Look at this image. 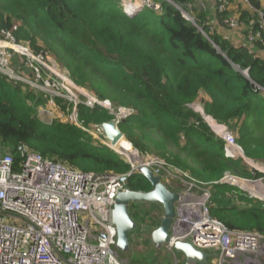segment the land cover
Wrapping results in <instances>:
<instances>
[{
	"label": "trees",
	"instance_id": "16d2710c",
	"mask_svg": "<svg viewBox=\"0 0 264 264\" xmlns=\"http://www.w3.org/2000/svg\"><path fill=\"white\" fill-rule=\"evenodd\" d=\"M146 2L128 16L120 0H0V39L3 31L8 32L34 55L52 57L77 87L111 104L112 112L78 104V119L85 128L108 122L115 112L127 109L132 112L130 119L120 122L119 128L143 157L153 156L150 141L157 138L164 147L175 149L163 154L165 160L198 181L212 184L228 172L248 179L264 177L225 157L224 140L191 108L199 101L206 116L235 133L246 157L264 160V59L248 48L235 47L202 16L193 15L200 0ZM215 13L219 23L228 20L226 12ZM257 29L254 26L250 32ZM256 46L264 50L261 42ZM34 91L0 74L1 148L7 146L18 160L16 149L25 145L86 173L129 169L119 155L92 141L82 128L68 122L42 123L35 116L40 101ZM60 101L64 104L55 99L59 107ZM128 187L151 189L140 174L130 178ZM235 192L230 186L213 184L211 215L230 230L264 237V205ZM128 210L136 228L139 221H147L146 228L151 225L154 230L160 224L158 219L148 223Z\"/></svg>",
	"mask_w": 264,
	"mask_h": 264
},
{
	"label": "built area",
	"instance_id": "2783aa9c",
	"mask_svg": "<svg viewBox=\"0 0 264 264\" xmlns=\"http://www.w3.org/2000/svg\"><path fill=\"white\" fill-rule=\"evenodd\" d=\"M212 1L218 13L226 12L230 5V0ZM122 2L125 9L131 8V14L139 8L130 1ZM258 12L261 14L257 32L248 30L246 37L251 45L261 42L264 47V12ZM231 20H225L224 24ZM236 25L235 21L231 27ZM2 34L0 74L24 82L10 67L9 46L37 68L27 81L33 88L49 91L51 86L58 85L67 93L75 88L70 78L54 73L62 82L58 83L49 71L42 69L40 74L37 65L45 66L42 60L47 57L34 55L26 46L15 43L10 33L3 31ZM243 47L251 50L245 44ZM45 72L49 75H42ZM95 103L110 107L109 102H99L92 97L86 106L93 107ZM72 105V117L76 118L78 104ZM130 114L129 110L127 115ZM123 115L120 111L115 114L116 123L124 120L126 115ZM94 129L103 135L100 126ZM222 138L225 156L234 158V150L239 147L235 138L228 132H224ZM16 150L18 160L0 147V264H144L130 263L120 256L112 219L117 196L128 188L130 178L139 174L140 168L149 169L165 183L171 179L179 187L167 249L173 251L177 242H186L197 250L209 252L215 264H258L264 237L256 232L230 230L210 213L212 185L221 184L222 178H230L227 173L218 182L204 183L163 158L143 157L137 151L131 152L130 147L128 151H116L129 165L126 172L93 174L73 170L25 145Z\"/></svg>",
	"mask_w": 264,
	"mask_h": 264
},
{
	"label": "rangeland",
	"instance_id": "374dc122",
	"mask_svg": "<svg viewBox=\"0 0 264 264\" xmlns=\"http://www.w3.org/2000/svg\"><path fill=\"white\" fill-rule=\"evenodd\" d=\"M130 1L131 4L135 3L136 5L144 7L147 5L146 3H142L143 0H125V2ZM231 2V0H230ZM229 2V3H230ZM150 6L151 3H150ZM230 6V5H229ZM158 6H155V9H157ZM124 9V8H123ZM262 12L264 10L261 9ZM256 13H259L258 10H256ZM185 14V13H184ZM261 14V13H259ZM186 15V14H185ZM237 22L235 18H232L229 24H226L227 27H224V30L226 32L234 33L232 31H236L239 29V23L237 22V25L234 27H231L234 22ZM225 25V24H224ZM241 28V27H240ZM242 44L247 45L250 49H252L251 43H249L248 38L245 37ZM8 51L10 53V67L11 69L18 75L19 77L23 78L24 82L21 83L33 88L30 86L27 81H30L32 79V76L34 74V69H37L35 65L27 60V58L23 57L18 51L13 50L11 47L8 46ZM43 61V65L40 63L37 65L38 72L41 74L42 69L45 71H49L53 75V79L55 81H58V83H62L59 78L55 76L54 73H57L60 77H68L66 71L62 69L54 60L52 57H47ZM42 75H49L48 72H45ZM20 81V80H17ZM74 84V83H73ZM75 88L69 89V92H65L61 87L58 85L51 86L49 91H42L38 88H33L35 91V100L40 101V104L36 106L35 108V116L44 124L50 125L53 122H62V123H72L75 126H80V122L78 119L77 113H74V116L76 118L72 117V110L70 109L71 104H85L89 103V99L91 95L85 90L80 87H77L74 84ZM59 94V95H57ZM62 99L64 101V104L60 101V107L56 104L55 99ZM66 103V104H65ZM92 105V104H91ZM64 106L65 108H63ZM95 106V105H94ZM90 108V106H87ZM103 108L108 109L110 112L113 111L112 106L110 104V107H108L106 104L102 105ZM191 108L194 109L197 113H199L204 120L208 123L213 133L220 139H223L222 136L224 132H228L233 135L235 138V133L232 130H229L227 127H223L221 125H218L214 121L211 122V118L209 119L208 116L205 115L203 112V109L201 107V103L199 101H196L191 105ZM118 113V112H115ZM113 120H117L114 114ZM211 122V123H210ZM214 123V126H212ZM94 125L90 126L87 131V137H90L92 141L97 143L98 145H104L107 147V145H110L109 142L106 140L103 135H101L97 129H94ZM94 129V130H93ZM219 131L216 133V131ZM123 140L126 141L129 146L131 147V152H139L136 150L132 144L127 141L123 135ZM236 143V142H235ZM111 147V145H110ZM113 152L116 153V151L120 149H114L110 148ZM150 147L154 151L153 156L162 157L166 159L163 154L169 155L171 153H175V149H173L171 146L164 147L163 144L155 138V140L150 141ZM4 151L7 150V146H4ZM236 150H233L236 152V156L234 158H231L238 162L240 166H244L249 172H256L260 175L264 176V160L256 157L248 158L244 154L242 148L237 147ZM254 151V150H253ZM140 153V152H139ZM231 178H222L221 181L223 185L230 186L234 188L236 191L235 194H242L244 197H247L251 200L258 201L261 205H264V177L258 178V179H248L246 177H242L241 175L234 173V172H228L227 173ZM239 178V179H238ZM176 180V179H175ZM165 183V182H164ZM166 186L175 192H179V187L176 185V182L168 179V183H165ZM242 186H241V185ZM246 185V186H245ZM256 188V189H255ZM236 204L239 206L241 205V201L237 200ZM131 214L138 215L139 219L141 217H145L148 219V223L152 222L155 219L160 220L163 216V209L161 205L156 204H150V203H136L131 204L130 206ZM135 224L137 226V222L135 221ZM147 221L140 222L138 227L132 232V235L130 236V242H129V250L124 253H119L122 258L127 260L128 262H132L133 260H141V261H152L153 264H182L184 263V257L183 256H177L174 252L170 251L166 248V245L163 246L159 250H154V247L152 243H150V233L153 226L150 225V228H146ZM154 229H152L153 231ZM260 253L259 258L257 259L258 264H264V239H262L260 243ZM137 263V262H135ZM144 263L145 262H141ZM211 264H215V262H212Z\"/></svg>",
	"mask_w": 264,
	"mask_h": 264
},
{
	"label": "water",
	"instance_id": "95a60500",
	"mask_svg": "<svg viewBox=\"0 0 264 264\" xmlns=\"http://www.w3.org/2000/svg\"><path fill=\"white\" fill-rule=\"evenodd\" d=\"M101 129L104 137L112 147H115L123 138L119 124L113 119L102 123ZM138 172L149 182L151 189L144 192L135 191L128 187L117 196L112 219L116 227V248L119 253L129 250L130 235L136 229V224L128 210L131 204L150 203L161 205L163 216L160 219L159 226L151 233V243L156 250H159L170 242V225L175 214L174 205L179 199V194L168 189L162 183L160 177L155 176L149 169L140 168ZM173 251L184 257V264H210L212 258L209 252L197 250L186 242H177L173 247Z\"/></svg>",
	"mask_w": 264,
	"mask_h": 264
},
{
	"label": "crops",
	"instance_id": "0c3cea01",
	"mask_svg": "<svg viewBox=\"0 0 264 264\" xmlns=\"http://www.w3.org/2000/svg\"><path fill=\"white\" fill-rule=\"evenodd\" d=\"M187 7H189V9L191 8L190 5ZM261 9L264 10V0H231L226 14L229 20L235 18L239 23V29L232 31L234 33L226 32L224 27L227 26L224 25V23H219L214 9V2L212 0H200V6L197 8V10L195 9V11H193V15L202 16L213 31L223 37H226L227 39H230L231 43L235 47H243L242 42L249 32L248 30H251V28L254 26L257 27L259 13H256V10ZM189 14L192 16L190 11ZM256 43L257 42H254L252 44V49L250 52L254 53L257 58L264 59V50L262 48L259 49V47L256 46ZM262 90L264 91V89ZM210 120L211 122L213 121L212 119ZM154 250L156 249L154 248ZM180 256L182 255L179 254V257ZM212 262L213 261L210 260V264Z\"/></svg>",
	"mask_w": 264,
	"mask_h": 264
},
{
	"label": "clouds",
	"instance_id": "9594fccd",
	"mask_svg": "<svg viewBox=\"0 0 264 264\" xmlns=\"http://www.w3.org/2000/svg\"><path fill=\"white\" fill-rule=\"evenodd\" d=\"M122 1H125V0H120V5H121V8L123 9L124 7H123V2ZM141 1V0H140ZM129 1H127V2H125V3H128ZM142 2V1H141ZM134 5H136L135 3H133ZM138 10H140L141 8H143L142 6H139L138 5ZM214 9H215V7H214ZM137 10V11H138ZM123 11L128 15V16H130V15H133L134 13H132L131 14V12H132V10H126L125 8L123 9ZM216 12V11H215ZM184 16L188 19V20H191V18L190 17H188L187 15H185L184 14ZM92 97V96H91ZM92 98H94V97H92ZM96 101H98L96 98H94ZM99 102H104V101H99ZM108 102V101H107ZM83 105H85V104H83ZM96 105H99V106H102L103 104H98V103H95V106ZM86 106V105H85ZM95 106H93V107H90V108H94ZM87 107V106H86ZM120 112H121V115L122 114H124V115H126V117L124 118V120H128V119H130L129 117H130V115H127V112L129 111V110H127V109H120L119 110ZM118 111V112H119ZM114 114H116V113H114ZM114 116V115H113ZM210 118V117H209ZM213 120V119H212ZM122 122V121H121ZM118 124H120V122L118 123ZM80 126L81 127H84V126H82V124L80 123ZM80 126H78V127H80ZM94 126H97V125H94ZM98 126H100L101 127V125H98ZM80 127V128H81ZM224 127V126H223ZM85 128V127H84ZM87 128H89V127H87ZM86 132V131H85ZM217 132H219L218 130L216 131V133ZM122 140H123V138H122ZM237 144V143H236ZM238 145V144H237ZM239 146V145H238ZM240 147V146H239ZM241 148V147H240ZM3 149V148H2ZM4 150V149H3ZM224 150V149H223ZM6 152V151H5ZM7 152H9V151H7ZM117 154V153H116ZM224 154H225V152H224ZM226 157V156H225ZM228 159H231V158H228ZM139 173V172H138ZM140 174V173H139ZM156 176V175H155ZM161 179V178H160ZM162 181V180H161ZM162 183L166 186V184L162 181ZM167 187V186H166ZM168 188V187H167ZM169 189V188H168ZM173 191V190H172ZM174 252V251H173Z\"/></svg>",
	"mask_w": 264,
	"mask_h": 264
},
{
	"label": "bare ground",
	"instance_id": "6f19581e",
	"mask_svg": "<svg viewBox=\"0 0 264 264\" xmlns=\"http://www.w3.org/2000/svg\"><path fill=\"white\" fill-rule=\"evenodd\" d=\"M131 8L129 7V6H127V9L126 10H130ZM212 126H214V123H213V125ZM114 148H117V149H120V150H122V151H128V150H130V147H129V144L126 142V141H124V140H121ZM231 178V177H230ZM239 179V178H238ZM241 185V184H240ZM243 185V184H242ZM241 185V186H242ZM246 186V185H245ZM256 189V188H255Z\"/></svg>",
	"mask_w": 264,
	"mask_h": 264
}]
</instances>
